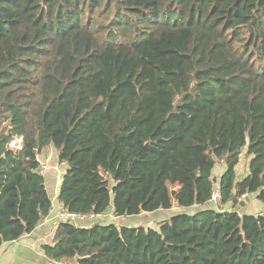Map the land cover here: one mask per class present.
<instances>
[{"label":"trees","instance_id":"obj_1","mask_svg":"<svg viewBox=\"0 0 264 264\" xmlns=\"http://www.w3.org/2000/svg\"><path fill=\"white\" fill-rule=\"evenodd\" d=\"M50 147L60 209L97 218L58 222L47 264H264V213L212 201L224 162L222 206L264 204V0H0V247L54 210Z\"/></svg>","mask_w":264,"mask_h":264},{"label":"rangeland","instance_id":"obj_2","mask_svg":"<svg viewBox=\"0 0 264 264\" xmlns=\"http://www.w3.org/2000/svg\"><path fill=\"white\" fill-rule=\"evenodd\" d=\"M22 144V140L21 139H17L14 143L13 146L16 147H20ZM47 159L41 157L40 160L43 164V172L41 170V172L45 175V182H46V187L47 190L49 192L50 198L53 202V209H55L57 203H58V198L57 196L55 197V192H54V188L56 186V184H58V181L61 179V176H64L65 173V168L63 166H59V164L55 163L52 164L53 161L52 159V155L51 153L47 154ZM250 159L251 157H249L247 155V148L245 147L242 151L241 157H240V162L236 168V172H237V180L241 181L243 178H245L248 174H249V163H250ZM46 161V163H45ZM44 168H48V173L46 171H44ZM225 165L224 162H218L217 166L215 167V170L213 172V177L215 178V192H217L220 189V178L223 175V173L225 172ZM40 172V174H41ZM46 172V173H45ZM48 174V176H47ZM42 175V174H41ZM48 177L53 178L54 177V182L51 181ZM56 179V180H55ZM57 200V201H56ZM242 201L245 202V206L241 207L240 204L235 206L234 204H229L226 206H222V204L220 203L218 206H216L215 203V209L216 210H220L223 209L225 211H238L240 214H261L264 213V204L257 201L255 196H250V197H246V199H243ZM241 203V202H240ZM192 209L188 210V209H181L179 208L177 205H174L173 208L171 210L168 211H159V212H154V213H144L143 215L140 216H128V217H117L115 219V225L118 227H139V226H145L147 228L151 227V228H157V223L158 221L161 220H166L174 215H176L177 213H191ZM163 213H165V215H167V218H161L163 215ZM194 213V212H193ZM108 217L102 219L99 221V223L103 224L104 222H107ZM61 222V221H56ZM76 225L81 226V224H88V222L82 223L83 221H78L75 220L73 221ZM86 227V226H84ZM29 258L28 256L25 257ZM38 260V258H35ZM30 261V259H29ZM33 261V260H32ZM34 263V261H33ZM70 263L69 261H67V264ZM20 264V262H19ZM42 264V263H39ZM49 264V263H48Z\"/></svg>","mask_w":264,"mask_h":264},{"label":"crops","instance_id":"obj_3","mask_svg":"<svg viewBox=\"0 0 264 264\" xmlns=\"http://www.w3.org/2000/svg\"><path fill=\"white\" fill-rule=\"evenodd\" d=\"M49 153H51L52 155V159H51L53 161L52 164L58 163L57 151L53 147L44 150L43 153L40 155V158L43 157L47 159L46 156ZM63 167H66V165L63 164ZM51 181L54 182L53 179ZM61 183H62V179L58 181V184H56L54 188L55 197L59 195ZM60 208L62 207L60 206L58 201L55 209H60ZM54 210H52V212L47 217V219L42 221L31 234L25 235L20 241L16 243L5 244L2 247H0V264H19V262L20 264H39V263L47 264L46 263L47 258L45 257L43 246L51 244L53 240V234L57 224L55 220L56 212ZM162 215L163 216L161 218L164 219L167 218V215H165V213H163ZM106 217H108V220L105 223L107 225L112 224L116 219L114 217L113 210H110L106 215H104L102 219ZM85 222H88L89 225L86 224ZM82 223L85 224H81V226L79 227H84V226L90 227L93 225L94 220L86 219ZM27 256L29 258L25 259V257ZM35 258H38V260ZM32 260L34 261V263Z\"/></svg>","mask_w":264,"mask_h":264},{"label":"built area","instance_id":"obj_4","mask_svg":"<svg viewBox=\"0 0 264 264\" xmlns=\"http://www.w3.org/2000/svg\"><path fill=\"white\" fill-rule=\"evenodd\" d=\"M43 167L41 168L42 172H43ZM40 170V172H41ZM44 171H48V168L46 170V168H44ZM41 172L42 175H44L43 173ZM45 172V173H46ZM212 201L217 203V204H220L221 203V192H220V189L215 192L212 196ZM56 213H55V220L56 221H61V222H73L75 220H78V221H84L86 219H92L94 220V218H97V216H90L89 218H87V216H81V215H76V214H72L66 210H63V209H55L54 210ZM49 264H56L55 262H49Z\"/></svg>","mask_w":264,"mask_h":264},{"label":"water","instance_id":"obj_5","mask_svg":"<svg viewBox=\"0 0 264 264\" xmlns=\"http://www.w3.org/2000/svg\"><path fill=\"white\" fill-rule=\"evenodd\" d=\"M240 205L243 207L245 206V202L244 201H241Z\"/></svg>","mask_w":264,"mask_h":264}]
</instances>
